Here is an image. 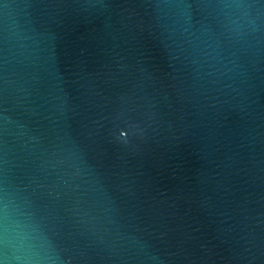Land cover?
I'll return each instance as SVG.
<instances>
[{"label":"water","instance_id":"1","mask_svg":"<svg viewBox=\"0 0 264 264\" xmlns=\"http://www.w3.org/2000/svg\"><path fill=\"white\" fill-rule=\"evenodd\" d=\"M0 264H264V0H0Z\"/></svg>","mask_w":264,"mask_h":264}]
</instances>
